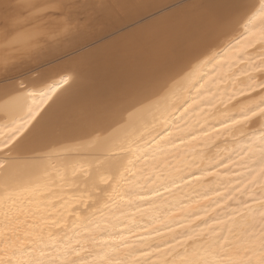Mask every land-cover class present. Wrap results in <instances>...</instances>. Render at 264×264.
I'll return each instance as SVG.
<instances>
[{
	"label": "snow or ice",
	"instance_id": "6c2138e0",
	"mask_svg": "<svg viewBox=\"0 0 264 264\" xmlns=\"http://www.w3.org/2000/svg\"><path fill=\"white\" fill-rule=\"evenodd\" d=\"M146 2L0 0V82L32 72L0 89V264H264V0H194L128 33L148 57L87 112L32 68Z\"/></svg>",
	"mask_w": 264,
	"mask_h": 264
},
{
	"label": "bare ground",
	"instance_id": "6f19581e",
	"mask_svg": "<svg viewBox=\"0 0 264 264\" xmlns=\"http://www.w3.org/2000/svg\"><path fill=\"white\" fill-rule=\"evenodd\" d=\"M193 2L194 0H147L143 9L134 12L112 28L99 33L90 42L73 45L71 48L65 49L67 55L49 59L43 65L34 64L32 68L38 71L43 67L50 73L51 79L48 81V85L56 87L54 99L59 95L62 103L69 104L78 111L87 112L97 103L98 96L106 85H112L120 77L136 72L138 65L149 55L146 52L129 51L124 37L130 32L155 30L162 24L171 22L178 14L189 10ZM58 30V24L53 23L45 26V32ZM227 39V37L222 38L208 55H213L218 48H223L227 52L228 49L225 47ZM226 58L221 57L220 62L222 63ZM69 66L79 69V77L68 84H58L60 77L56 74L57 71L62 67ZM221 70L220 68L216 69L217 72ZM204 72L211 74L213 65H208L207 68L201 65L195 69L194 79H199V76ZM30 75L32 72L28 70L14 73L12 79L6 83L0 82V89H11L21 81L26 83ZM210 83L211 80L206 78L205 86L207 87ZM186 87H190V83ZM36 102L39 103L38 100ZM235 146L229 145V147ZM88 160H91V157H68L64 162L71 167L73 164L79 165ZM57 163H61V161H57Z\"/></svg>",
	"mask_w": 264,
	"mask_h": 264
}]
</instances>
